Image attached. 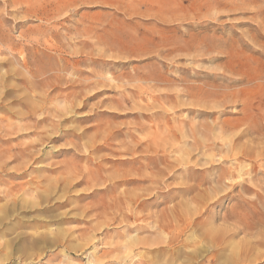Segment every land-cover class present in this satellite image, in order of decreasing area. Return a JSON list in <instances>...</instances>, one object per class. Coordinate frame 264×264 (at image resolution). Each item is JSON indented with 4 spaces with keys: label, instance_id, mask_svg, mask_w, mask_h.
Segmentation results:
<instances>
[{
    "label": "rangeland",
    "instance_id": "1",
    "mask_svg": "<svg viewBox=\"0 0 264 264\" xmlns=\"http://www.w3.org/2000/svg\"><path fill=\"white\" fill-rule=\"evenodd\" d=\"M227 241L264 264V0H0V264Z\"/></svg>",
    "mask_w": 264,
    "mask_h": 264
},
{
    "label": "bare ground",
    "instance_id": "2",
    "mask_svg": "<svg viewBox=\"0 0 264 264\" xmlns=\"http://www.w3.org/2000/svg\"><path fill=\"white\" fill-rule=\"evenodd\" d=\"M94 42V41H93ZM26 75V74H25ZM42 93V92H41ZM45 93V92H44ZM48 93V92H47ZM31 98V97H30ZM27 99V98H26ZM31 102V101H30ZM33 109V108H32ZM27 113V112H26ZM19 125H21V124H19ZM11 126V125H10ZM9 127V126H8ZM8 127L6 128V133L8 134L9 132H15L14 130H12L13 128H11V130H9L8 129ZM12 127V126H11ZM10 128V127H9ZM33 131V130H32ZM9 141V140H8ZM132 142V141H131ZM31 143V142H30ZM32 144V143H31ZM134 144V143H133ZM146 144V143H145ZM34 146V145H33ZM29 148V147H28ZM20 152H22V154L20 153ZM23 152H25V149H21L20 151H19V153L23 156L25 153H23ZM32 153V155H33V153H34V151L33 150H31L30 151V154ZM20 155V156H21ZM21 156V157H22ZM24 158V157H23ZM23 174V173H22ZM88 176L86 177V180L85 181H87V182H89V180H90V178L92 177V172L91 171H89L88 173ZM70 175V174H69ZM85 179V178H84ZM56 181V180H55ZM56 184L57 185H59V181H56ZM53 185H55V184H53ZM113 186V185H112ZM57 187V186H56ZM60 187V186H59ZM108 190H109V188H108ZM29 192V191H28ZM27 193V192H26ZM29 193H31V192H29ZM28 194V193H27ZM117 194H118V192H117ZM16 195L17 194H12V193H7L6 194V197H8V199H7V204L5 205V210L8 212L9 210H15V209H17L19 206H20V208H22V207H34L36 204L37 205H39L40 203H41V200H43V198L44 197H42L41 198V196H39V198H40V200H37V201H32V202H29L28 200H25V199H22V200H20L19 201V199L16 197ZM49 196H50V194H49ZM38 198V197H37ZM46 198H49V197H46ZM33 200V199H32ZM47 200V199H46ZM191 208V207H190ZM119 211V210H118ZM185 215V214H184ZM77 217V216H76ZM63 218V217H62ZM61 218V219H62ZM68 218V217H67ZM66 219V218H65ZM76 219V218H75ZM193 221V220H192ZM94 224V223H93ZM151 230H152V228H151ZM116 231V230H115ZM85 232L86 231H84V233H83V236L85 235ZM124 233V232H123ZM82 235V234H81ZM80 235V236H81ZM83 236H81L82 238H83ZM86 236V235H85ZM68 237H69V233L68 232H64V231H57V232H51L50 233V235H47V234H45V235H39V236H37V237H33V240H30L31 242H32V244H34L35 246L36 245H39L40 243H44V244H48L49 242L50 243H52L51 241H53L54 243H63V242H67V240H68ZM89 237V236H88ZM90 237H91V235H90ZM72 238V237H71ZM80 238V237H79ZM82 238H81V240H82ZM85 238V237H84ZM70 239V238H69ZM86 239V238H85ZM90 239V238H89ZM134 239V238H133ZM188 239H190V238H188ZM79 240V239H78ZM149 240H150V238H149ZM69 242H71L70 240H68ZM134 241L135 242H140V243H142V241H140V239H137V238H135L134 239ZM78 242V241H77ZM79 242H80V240H79ZM85 243L82 245L81 243H79V244H81L82 246H83V248H84V245H86V244H88V242H86V241H84ZM145 241H143V243H144ZM192 242L195 244L196 243V238H192ZM49 243V244H50ZM73 243V242H72ZM225 243V242H224ZM53 244V243H52ZM75 244V243H74ZM231 241H227V243H226V245H225V248H224V250H222L221 251V253H218V254H214V255H212V258H210V259H213V261L214 262H212L211 264H233V263H235V262H239V260L241 259V260H251V256H249V253L251 252V248L252 247H245V249H242V248H240L239 247V245L237 246H235L234 248H231L230 246H231ZM8 245H9V243H8ZM27 245V244H26ZM70 245H72L71 243H70ZM80 245V246H81ZM25 246V245H24ZM28 246V245H27ZM31 246V245H30ZM48 246V245H47ZM7 247V246H6ZM11 247V246H10ZM72 247H73V245H72ZM136 247V246H135ZM203 247V245H200L199 247H196V248H194V249H192L191 250V252H187L186 250H182V251H174V254L171 256V257H162L164 260H154L153 261V263H155V264H176L177 263V260H179L178 258H183V260H186L187 262L189 261L190 263L192 262L193 263V261L195 260V258L197 257V256H199V255H201L202 254V252L204 251V249L205 248H202ZM207 247V246H206ZM19 248V247H18ZM74 248L75 247H73V248H70V247H67L66 249H67V251H70V253L72 254V250H74ZM228 248H230V250L228 249ZM240 248V249H239ZM10 248H8V250H9ZM21 249V248H20ZM208 249V248H207ZM17 249H15V251H16ZM30 250V249H29ZM119 250V249H118ZM242 250H244V251H242ZM75 251H77V250H75ZM111 251V250H110ZM145 251V250H144ZM10 252H11V249H10ZM108 252V251H107ZM11 254H12V256L14 255L12 252H11ZM89 254V253H88ZM107 254V253H106ZM240 254H243L242 255V257H240ZM5 255V254H4ZM89 256V255H88ZM133 256H135V255H133ZM133 256H132V259H133ZM168 256V255H167ZM6 257H7V260H8V256L6 255ZM4 258V257H3ZM12 258V257H11ZM130 258V257H129ZM156 258H158L157 256H156ZM215 259V260H214ZM182 260V259H181ZM182 260V261H183ZM201 261V260H200ZM7 262V261H6ZM0 263H2L1 262V260H0ZM4 263V262H3ZM4 264H6V263H4Z\"/></svg>",
    "mask_w": 264,
    "mask_h": 264
}]
</instances>
